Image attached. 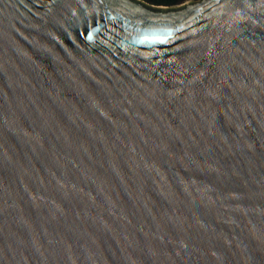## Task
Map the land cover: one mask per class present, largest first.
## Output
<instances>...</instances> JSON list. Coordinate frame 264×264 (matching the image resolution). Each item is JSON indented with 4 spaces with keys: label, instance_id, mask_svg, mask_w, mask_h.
Wrapping results in <instances>:
<instances>
[{
    "label": "water",
    "instance_id": "1",
    "mask_svg": "<svg viewBox=\"0 0 264 264\" xmlns=\"http://www.w3.org/2000/svg\"><path fill=\"white\" fill-rule=\"evenodd\" d=\"M0 264H264V0H0Z\"/></svg>",
    "mask_w": 264,
    "mask_h": 264
},
{
    "label": "trees",
    "instance_id": "2",
    "mask_svg": "<svg viewBox=\"0 0 264 264\" xmlns=\"http://www.w3.org/2000/svg\"><path fill=\"white\" fill-rule=\"evenodd\" d=\"M150 4H154V5H176L179 3H182L186 0H144Z\"/></svg>",
    "mask_w": 264,
    "mask_h": 264
}]
</instances>
